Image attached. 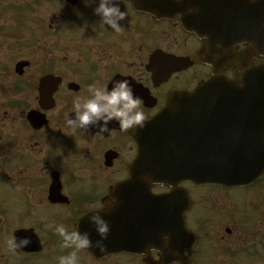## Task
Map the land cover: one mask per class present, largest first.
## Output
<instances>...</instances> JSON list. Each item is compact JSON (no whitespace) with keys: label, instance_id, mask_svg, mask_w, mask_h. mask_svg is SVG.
Returning a JSON list of instances; mask_svg holds the SVG:
<instances>
[{"label":"flooded vegetation","instance_id":"obj_1","mask_svg":"<svg viewBox=\"0 0 264 264\" xmlns=\"http://www.w3.org/2000/svg\"><path fill=\"white\" fill-rule=\"evenodd\" d=\"M61 1L70 14L61 10L57 21L37 23L40 52L21 57V75L7 73L0 85L8 97L0 114V264H57L72 250L62 248L49 226L71 231L87 221L85 213L108 212L116 204L138 221V250L100 259L82 250L79 264L158 262L151 222L168 220L169 212L195 237L190 264H264V176L243 187L172 176L157 182L155 168L148 172L139 162L132 168L138 130L125 132L115 121L103 134L96 128L73 134L66 126L73 100L88 95L91 84L110 90L113 81L128 80L146 122L172 93L192 91L214 73L240 84L247 69L264 64V56H256L264 53V0H213V7L211 0H190L182 16H157L140 8V0H120L127 16L119 34L100 24L94 3ZM189 7L196 11L187 14ZM213 10L217 15L206 14ZM200 105L229 108L216 119L232 114L230 103ZM145 174L153 179L150 186L140 179ZM117 187L123 192L111 195ZM14 236L31 243L8 252Z\"/></svg>","mask_w":264,"mask_h":264},{"label":"water","instance_id":"obj_2","mask_svg":"<svg viewBox=\"0 0 264 264\" xmlns=\"http://www.w3.org/2000/svg\"><path fill=\"white\" fill-rule=\"evenodd\" d=\"M69 1L74 2L75 0ZM144 4L147 8L155 7L157 12L168 11L175 5L172 0H145ZM186 4L187 0H183L175 6ZM220 102L234 105L232 117L225 116L228 119L233 118L226 122L227 125L232 124V131L230 136L223 141L225 145L222 146L229 162L221 166L211 152L213 147L209 146L210 140L216 138L221 132L219 128L221 122L207 119L209 123L198 124L196 120L198 112L202 109L200 103ZM207 109L211 108L204 110ZM211 110L220 111L219 108ZM235 116L237 119H234ZM187 126L191 134H195L199 139L204 137L205 142L198 148L195 146L188 153L174 152L175 140L185 133ZM139 135L138 162L146 168L149 167L148 164L153 165L152 168H155L161 177L191 176L197 173L199 179L205 183L247 184L264 173V67L249 71L243 80L242 88L235 83L212 78L199 85L192 93L174 94L167 106L154 119L145 124ZM212 143L217 144V142ZM181 158L192 162V167L182 174L176 164ZM148 172H152V169H148ZM131 209H133V204H131ZM109 214L103 216L110 226V233L104 242L105 248L116 250L124 242L121 247L124 246L125 249L131 250L135 236L132 231L133 221L121 219L117 211ZM176 225V221H171L167 227L175 229ZM182 229L185 230L183 225L180 230ZM89 233L93 241L99 238L91 228ZM171 237L177 244H181L183 240L182 249L184 251H180L172 244L169 254L180 253V258L176 259L180 260L181 264H187L192 243L189 241L187 245V235L183 236L181 232H176Z\"/></svg>","mask_w":264,"mask_h":264},{"label":"clouds","instance_id":"obj_3","mask_svg":"<svg viewBox=\"0 0 264 264\" xmlns=\"http://www.w3.org/2000/svg\"><path fill=\"white\" fill-rule=\"evenodd\" d=\"M93 3L96 5L93 8V14L99 17V22L105 30L107 28L117 34L122 33L124 29L121 22L125 20L127 14L121 10L120 0H85L86 6ZM249 3L256 4L257 0H249ZM185 11L187 14H192L196 10L189 7ZM203 38L208 39L207 36ZM245 43L247 48L256 52L254 43ZM215 47L222 49L223 45L216 43ZM256 56H264V53L257 52ZM214 58H218V56ZM232 63L238 64L239 61L232 60ZM111 85L110 90L107 84L88 85V95L73 100L72 115L66 119V126L73 134L77 131L87 132L89 128H96L100 134H103L110 131L108 124L112 121L117 122L118 127L125 132L144 128L146 116L141 108V98L134 95L133 87L129 81L115 80ZM140 179L149 186L153 183L152 177L147 174ZM102 212H104L103 209L91 214H84L87 216V224L99 237L95 241L90 238L88 231H80L78 227L69 231L63 224L49 226L54 234L60 238L62 248L72 250L67 255L57 257V264H79L77 253L92 247L100 251L104 250V242L110 233V226L109 222L101 215ZM169 238L168 234L161 236L165 248L168 246ZM30 243V239L26 236L19 238L14 236L7 241L6 248L8 252L16 253ZM170 264H181V262L180 260H172Z\"/></svg>","mask_w":264,"mask_h":264},{"label":"rangeland","instance_id":"obj_4","mask_svg":"<svg viewBox=\"0 0 264 264\" xmlns=\"http://www.w3.org/2000/svg\"><path fill=\"white\" fill-rule=\"evenodd\" d=\"M49 2V0H0V77L6 68L12 70L14 63L19 59L18 56L28 57L30 50L36 54L40 52L36 43H29L28 46L32 47L25 50L17 49L19 46L14 47L15 44L9 40H18L22 35L35 40L33 36L37 35L38 30L34 23L39 18L44 22H54L58 20L61 10H64L67 16L70 14L69 10L63 9L65 5L61 0H57L55 5ZM22 20H25V26L16 27ZM19 43L23 42L20 40Z\"/></svg>","mask_w":264,"mask_h":264}]
</instances>
